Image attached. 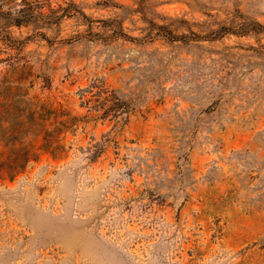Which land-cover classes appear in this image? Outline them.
I'll list each match as a JSON object with an SVG mask.
<instances>
[{
	"label": "rangeland",
	"instance_id": "rangeland-1",
	"mask_svg": "<svg viewBox=\"0 0 264 264\" xmlns=\"http://www.w3.org/2000/svg\"><path fill=\"white\" fill-rule=\"evenodd\" d=\"M0 264H264V0H0Z\"/></svg>",
	"mask_w": 264,
	"mask_h": 264
},
{
	"label": "trees",
	"instance_id": "trees-1",
	"mask_svg": "<svg viewBox=\"0 0 264 264\" xmlns=\"http://www.w3.org/2000/svg\"><path fill=\"white\" fill-rule=\"evenodd\" d=\"M34 15V11L31 8H23L15 15L10 14L11 19L13 22H15L17 25L22 24L23 22H26L29 20L31 16ZM154 25H157L159 28H165V25H159L154 23Z\"/></svg>",
	"mask_w": 264,
	"mask_h": 264
}]
</instances>
